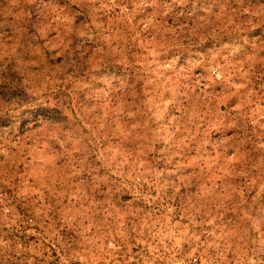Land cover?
Instances as JSON below:
<instances>
[{"label":"rangeland","instance_id":"rangeland-1","mask_svg":"<svg viewBox=\"0 0 264 264\" xmlns=\"http://www.w3.org/2000/svg\"><path fill=\"white\" fill-rule=\"evenodd\" d=\"M0 264H264V0H0Z\"/></svg>","mask_w":264,"mask_h":264},{"label":"built area","instance_id":"built-area-1","mask_svg":"<svg viewBox=\"0 0 264 264\" xmlns=\"http://www.w3.org/2000/svg\"><path fill=\"white\" fill-rule=\"evenodd\" d=\"M192 261H195V258H192Z\"/></svg>","mask_w":264,"mask_h":264}]
</instances>
